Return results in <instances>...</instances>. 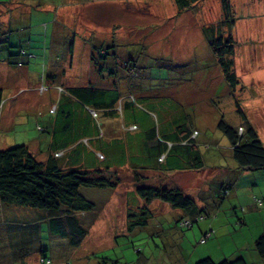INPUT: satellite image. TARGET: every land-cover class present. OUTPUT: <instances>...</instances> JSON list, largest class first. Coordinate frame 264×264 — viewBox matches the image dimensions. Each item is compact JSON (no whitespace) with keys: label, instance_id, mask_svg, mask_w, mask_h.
Returning a JSON list of instances; mask_svg holds the SVG:
<instances>
[{"label":"rangeland","instance_id":"1","mask_svg":"<svg viewBox=\"0 0 264 264\" xmlns=\"http://www.w3.org/2000/svg\"><path fill=\"white\" fill-rule=\"evenodd\" d=\"M47 1L27 2L28 6L21 7V0H0V30L13 33L11 46L17 47L13 44L18 38L26 37L30 46H39L44 41L49 44L50 38L62 32L64 21L56 17L57 7L47 5ZM78 1L86 3L84 6L90 4L82 11L84 23L90 20L85 27L91 32L90 44L96 50L103 48L115 53L109 55L112 67L105 72L114 69L121 82L131 81V86L121 83V95L132 94L136 104L152 115L158 131L183 125L198 131V142L211 146L199 148L205 175L208 174L204 176L203 170L198 174L202 175L201 196L205 199H193L197 190L186 187V182L180 179L178 184L195 205L205 203L215 212L191 227L180 226L172 221L177 214L184 213L182 210L153 204L150 209L154 219L148 226H133L129 230L128 226L139 219L136 213L143 201L135 193L134 179L127 167L115 168L107 177L114 181L111 174L118 175L120 184L116 188H80L81 195L95 203V209L77 215L79 226L86 230L78 246H71L69 239L57 236L52 228L56 224L49 223L44 210L0 202V264H42V259L49 264H195L207 257L218 262L238 255L247 264H264L253 248L254 241L264 232V171L247 172L231 183L230 178L239 169L232 170L237 165L227 149V139L217 129L221 119L232 127L240 126L241 119L234 106L237 102L264 144V14L248 15L251 9L264 10V0H233L230 15L233 26L224 23L221 0H202L184 11H178L173 0ZM74 31L69 33L73 35ZM218 34H230L235 41L233 71L239 81L235 88H230L224 79L207 43ZM9 51L7 43H0V89L6 90L5 97L11 91L0 109L3 120L0 151L25 145L43 162L50 137L46 132L36 131V120L45 128L42 121L60 96L50 87L42 90L41 76L49 86L46 62L30 61L31 75L25 69L27 66L21 65L26 62L24 58L18 60L20 65L17 61L10 66L6 64L11 58ZM123 62H131L135 67L133 77L124 76ZM64 64L65 60L55 67L65 68ZM61 77L57 76L54 84L67 82ZM82 82H87L85 74L82 78H71L66 84ZM90 82L97 85V80ZM111 83L106 82L105 87L110 88ZM72 107L78 110V114H73L80 116L79 107ZM34 140L43 141L40 151L44 154L37 151ZM139 145L137 140L132 149L135 164L143 156ZM216 145L221 149L216 150ZM167 160V167H171L167 174L175 180L182 172L178 168L181 159L172 153ZM215 166L217 169H212ZM143 175L152 178V185L162 183L157 174L152 176L153 173L144 171ZM171 183L168 182L169 186ZM221 185L232 193L225 196ZM212 201L223 205L215 208ZM162 210L170 213L171 219L161 215ZM129 214L136 215L135 219L128 218ZM62 230L65 235L74 234L64 223ZM205 234L209 235L201 243Z\"/></svg>","mask_w":264,"mask_h":264},{"label":"trees","instance_id":"2","mask_svg":"<svg viewBox=\"0 0 264 264\" xmlns=\"http://www.w3.org/2000/svg\"><path fill=\"white\" fill-rule=\"evenodd\" d=\"M173 1L178 11H184L202 0ZM221 5L226 17L224 23L233 26L229 0H221ZM8 33L10 31L7 29L0 30V43L8 44V56L18 57L17 65L21 64L18 62L20 58H35L34 54H28L19 48L20 45L16 42L14 44L17 47L11 46L10 38L13 33ZM207 43L224 79L230 88H235L239 81L233 71L234 38L230 34H218L213 35ZM110 54L115 53L101 48L94 49L91 56V66L100 77L97 85L91 83V80L83 87H65L61 84V87L56 88L60 98L54 106L49 107V116L42 121L46 127L42 128L36 120V131L46 132L50 137L43 162H39L25 145L0 151V202L44 210L49 223L56 224L52 228L57 236L69 239L71 246H78L86 236V230L79 226L77 215L90 213L95 209V203L82 196L80 188H116L120 184L118 175L111 174L114 181L107 177V173L115 168L127 167L134 179L135 193L143 201L142 207H139L136 213L139 214V219L128 226L129 230H132L133 226H147L148 220L152 218L148 205L153 201L189 212L192 215L190 218L205 216L201 214L205 211L199 210L181 188L176 185H152V178L144 176L143 172L153 173L152 176L168 173L171 167H167V159L172 153L181 159L178 166L180 170H199L204 167L199 148L210 149L211 146L198 142V131L188 130L183 125H174L167 130L158 131L152 115L136 104L132 94L128 97L121 95L122 84L125 82L127 86H131V81L121 82L117 76L118 72L114 69L105 72L112 67ZM10 59L6 62L9 66L16 62ZM121 64L125 71L124 76L133 77L135 67L131 62ZM21 65L26 66V62ZM43 77L40 78V85L42 90H48ZM111 81L113 83L110 88H106V82ZM3 103V93L0 89V109ZM73 105L79 107L80 116L73 114H78V110H73ZM234 106L241 119L240 126L232 127L221 119L217 129L227 139V149L240 171H264V144L239 104L235 102ZM19 119V123H22V117ZM239 130L242 133H238ZM137 140L140 142L143 156L138 164H135L132 149ZM34 142L37 143V151H40L43 141ZM214 148L221 149L217 145ZM131 215L127 217L135 219L136 215ZM181 222L182 219H179L176 224L181 225ZM63 223L70 227L73 235H65L62 230ZM253 248L264 262V232L255 240ZM49 263L42 259V264ZM195 264L247 262L238 255L233 259L224 258L218 262L207 257Z\"/></svg>","mask_w":264,"mask_h":264},{"label":"crops","instance_id":"3","mask_svg":"<svg viewBox=\"0 0 264 264\" xmlns=\"http://www.w3.org/2000/svg\"><path fill=\"white\" fill-rule=\"evenodd\" d=\"M27 2L32 4V3L37 2V0H30V1L29 0H21V7H22V5L28 6ZM46 4L51 5L52 7H54V6L57 7L56 10H57L58 15L56 14L57 15L56 17L60 18L61 22L64 21L61 24L63 27L61 29L62 32L58 33V35L53 37L52 39L50 38L49 44L47 41H44L41 45L35 46V47L30 46L31 43H30L29 39H27V37H26V39H19L18 38V42H16V43L20 45L19 48L24 49L28 54H34L35 58H33V59L35 61L37 59H41L42 61H44V63L46 62L48 64V66L47 65L45 66V70H46L45 76L47 77L46 79H47V82L49 83V86H47V88H48V90L50 88L54 89L57 92L58 96H59V93H58L56 88L61 87L62 83L65 85V87H67V86L68 87H75V86H78V87L82 86L83 87V86H86V84L88 83V80L89 81L90 80H97V83H99L98 80L100 77L95 72V70H93V68L91 66V56L94 52V47H96V46H92L90 44V42L88 41L89 40V34L91 32L87 31L86 28L88 26L87 23H89L90 20L87 21L86 23H84V21L82 20V17L84 16L82 14V11H83V9H88V6L90 4L88 3V5L84 6V4H86V3L82 4L81 2L79 3V1L77 2V0L76 1L75 0L74 1L73 0L72 1L71 0H48ZM229 4H230V10H232L233 4H234L233 0H229ZM7 8H9V6ZM60 10H65V11L63 14L60 15L59 14ZM2 13H4V12H2ZM66 13L68 14L69 17L68 16L66 17ZM252 13L254 15H262V14H264V10L261 8L255 9V10L251 9L249 11L248 15H250ZM70 14H71V16H70ZM74 15H78V16H74ZM66 23H69V26H67ZM78 23H82L83 26H81V24H78ZM73 30H75L74 31L75 34L72 35L69 32H71ZM80 30H82V33H80ZM29 35H30V33H29ZM71 35H72V39H71ZM22 40H25V41H22ZM17 58L18 57L15 56V57L11 58L10 60L16 61ZM23 58H24V61H26V66H27L25 69H27V72L32 75V73L28 69V66L30 65V61H33V59H31L29 57H23ZM47 59H49V60H47ZM64 60L66 61V64H64L65 68L64 67H62V68L55 67L56 64L61 63V61H64ZM81 65H82V67L80 68ZM8 69H9V66H8ZM83 74H85L87 76V82H82V83H80V85L66 84V83H68V81L71 78H72V80L74 78H79V77L82 78ZM57 76L58 77L62 76L61 78L67 80V82L65 81V82H61L60 84H58V83L54 84V81H57ZM1 90L3 93L4 100L6 98H8L9 95H11V91H9V92H7L8 96L5 97L3 91H6V90H3V89H1ZM55 104L50 105V107L54 106ZM11 110H12V108L8 109L7 112L9 113ZM41 117L43 118L45 116H43V114H42ZM1 120H2V117H1ZM1 120H0V122H1L0 126L3 123V120L2 121ZM18 120L20 121V119H18ZM203 168H201L199 170H189V171L180 170L183 173L181 172L180 176H178L177 179H175V180L170 178L169 174L162 173V174L158 175L160 177L159 179L162 181V183H160V185H162V186L169 185L168 182L171 181L172 182L171 185H176L179 187L178 183H179V179H180L181 182H186V187L189 186L190 189L195 188L197 190V191L193 192L194 193L193 199H199V197H201V198L203 197V199H200V200H204L205 199L204 196H201L202 195L201 193L203 192V189H202L203 179H202V175H198V174H200L199 172H201L202 170H203L202 172H203L204 176L208 175V174L205 175V171ZM212 169H217V166L212 167ZM232 170H238V167H233ZM247 172L248 171H239V170H238V172H235V174H233V177L230 178L231 183L233 182V180L235 181V179L239 175L240 176L244 175ZM189 174H191V175H189ZM211 176L213 177L212 179H214V174H211ZM175 181H177V182H175ZM188 183H189V185H188ZM220 184H222V182ZM179 188H181V187H179ZM221 189L224 190V194H226L225 196H229L232 193V190H228L225 187V185H221L220 190ZM182 190H183V192H185L184 188ZM204 191H208V190H204ZM212 192H214V190ZM196 193L199 194L198 198H196L197 197ZM213 198H215V197H213ZM141 204L143 205V203H141ZM153 204L159 208L165 205V203H162L160 201L151 202L148 205V208L152 213V218L150 220H148L147 223H149V221L154 219V213L150 209V207H152ZM199 205H200V207L197 205L199 210L205 211V212L201 213V214L205 215V216H202L201 219L208 217L209 213L212 214L213 212H215L214 210H211L210 206L205 204V203H204V206H202L200 203H199ZM222 205H223V203L221 204V206ZM212 206L215 208L221 207L220 205H218V201H212ZM183 212L184 213H182V214H180V213L177 214V212H176L177 216L172 221V223H175L179 219L184 220L186 218L192 217V215L189 214V212H186V211H183ZM169 214L170 213H166V211H163V210L161 211V215H163L167 218H170ZM131 217H132V215H131ZM190 219L194 220L195 217L190 218ZM201 219H199V220H201ZM193 223H195V221ZM147 226H148V224H147ZM236 257H238V256H236Z\"/></svg>","mask_w":264,"mask_h":264},{"label":"built area","instance_id":"4","mask_svg":"<svg viewBox=\"0 0 264 264\" xmlns=\"http://www.w3.org/2000/svg\"><path fill=\"white\" fill-rule=\"evenodd\" d=\"M259 205H261V202L258 203ZM181 225L180 226H189L191 227V223L189 220H182V222L180 223ZM209 234H205L203 239L201 240V243L205 242V239Z\"/></svg>","mask_w":264,"mask_h":264},{"label":"clouds","instance_id":"5","mask_svg":"<svg viewBox=\"0 0 264 264\" xmlns=\"http://www.w3.org/2000/svg\"><path fill=\"white\" fill-rule=\"evenodd\" d=\"M199 219H201V217H195V219L194 220H191L190 218H186V219H184V220H189L190 221V223H191V225H192V223L195 221V223L196 222H198L199 221ZM183 220V219H182Z\"/></svg>","mask_w":264,"mask_h":264}]
</instances>
